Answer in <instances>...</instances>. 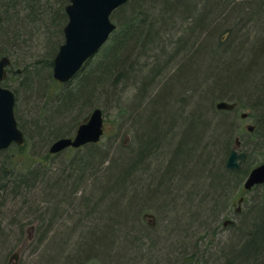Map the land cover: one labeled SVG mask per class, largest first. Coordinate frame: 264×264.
Wrapping results in <instances>:
<instances>
[{
    "label": "trees",
    "instance_id": "trees-1",
    "mask_svg": "<svg viewBox=\"0 0 264 264\" xmlns=\"http://www.w3.org/2000/svg\"><path fill=\"white\" fill-rule=\"evenodd\" d=\"M130 1L120 8L132 10ZM197 1L138 0L135 15L117 25L97 53L107 47L92 75L83 78L80 73L84 68L79 71L67 82L80 79L78 85L61 92L55 107H44L45 113L51 112L55 117L48 113L34 126L35 137L41 143L47 142L68 128V119L73 113L83 112L107 97H116L118 81L130 78L132 73L137 76L139 60L154 46H162L160 41L176 43L179 46L166 63L150 72L154 79L145 87L144 97L133 105L132 111L137 110V117H132L138 127L136 147L122 144L116 155L111 150H103L100 143L76 148L79 152L88 147L69 164L62 165L64 174L55 182L49 164L42 160H37L39 165L28 172H10L4 156L13 148L23 151L28 145L27 138L25 146L16 144L0 152V201L15 205L23 201L19 210L13 204L8 206L9 210L0 207V258L18 234L17 229L34 219L40 220L37 230L41 240L47 236L52 238V250L41 256L49 253L51 264L81 260L80 251L88 242V234L98 245L102 225L113 236L109 251L117 253L116 257L107 254L105 259L109 261H102L104 264L113 260L120 261L117 264H264V212L260 210L264 200L245 218L242 228L235 233V241L227 243L222 253L203 258L201 254L200 257L192 254L198 258L195 261L181 249L176 254L182 256L174 262L171 256L175 255L176 248L168 244L169 233L152 230L140 218L142 210L153 205L148 194L155 191L160 194L156 200L161 204L157 206L170 213L169 223L177 227V234L180 231L179 238L191 234L188 228L192 224L178 229L179 221L187 218L199 224L197 229H192V235L198 229L210 231L231 200L233 189L245 180L251 167L249 160L242 164L241 171L226 168L224 156L230 154L239 129L233 111L217 110V101L237 102L236 108L245 107L243 102L251 103V115L256 117L258 125L250 136L260 133L264 138V0H213V3L207 0L202 13ZM69 3L70 0H0V54L13 55L17 64V60L25 64L21 89L29 96H41L43 92L46 95L49 84L56 81L54 59L65 41ZM153 10L158 13L153 15ZM244 13L247 16H242ZM176 18L187 22L177 24L176 28L190 34L187 37L181 34L175 42L165 40L161 34L176 24ZM33 34L35 41H26ZM42 49L46 52H40ZM9 79L3 85L10 87ZM149 90L152 92L148 93ZM14 92L18 100V91ZM15 112L18 119L17 105ZM194 124L199 128V138H182L181 134ZM162 128H165L163 135ZM23 131L26 136L27 130ZM241 143L245 151H255L242 140ZM83 185L91 187L97 196L89 201L83 199L81 205L93 203V206H85L88 211L68 212L78 209L69 198L77 199L79 193L83 194ZM4 191H8V196H2ZM108 196L118 197L119 212L116 213V207L103 214L102 207ZM41 203L48 208L41 207ZM76 217L79 237L66 224ZM73 236L77 244L71 247L69 242ZM230 243L233 251L229 250ZM68 248L69 256L65 252ZM190 248L198 250L196 242Z\"/></svg>",
    "mask_w": 264,
    "mask_h": 264
},
{
    "label": "rangeland",
    "instance_id": "rangeland-1",
    "mask_svg": "<svg viewBox=\"0 0 264 264\" xmlns=\"http://www.w3.org/2000/svg\"><path fill=\"white\" fill-rule=\"evenodd\" d=\"M138 0H131L130 4L133 7L130 11H125L123 8H120L114 12L112 15V20L117 25H121L125 22L126 19H130L132 16H134V9L135 4ZM211 3H213V0H210ZM197 2H200L199 9L202 13L205 10L207 0H198ZM158 12L153 10V15L157 14ZM127 14V15H126ZM197 14V13H196ZM200 14V13H198ZM124 15V16H123ZM242 16H247L246 13L242 14ZM238 20H241V18H238ZM171 23V22H170ZM175 25L171 24L169 28L167 29L166 34H161V36L166 40L169 39L172 42H175L179 40V37L182 36L181 34H185V37L189 36L190 32H185L184 29H182V32L179 28H176V25L179 24L180 26L183 25L185 22L182 19H175ZM187 24V22L185 23ZM184 24V25H185ZM166 35V36H165ZM65 36V35H64ZM34 34L32 36H28L27 40L28 42H34L35 41ZM1 38V37H0ZM2 40L0 39V42ZM65 42V41H64ZM162 46L159 45V47L154 46L150 51L148 55H143L142 58L138 62V67L136 69L135 75L129 76L130 78H123V80L118 81V94L116 97H107V99H104L103 101L96 102L92 107H88L83 112H76L73 113L70 118L68 119L70 122L68 128L66 130L60 131L59 134H54L52 137L49 138V140L45 143H41L40 140L35 137V122H38V120H41L45 118V116L49 113H45L44 107L50 105V107H55V105L60 102V97L64 92L65 89L78 85L80 82L79 80H74L71 83H57V81H53L48 89L47 94L45 95L41 93L36 94L32 96H29V94H26V90L24 88L21 89V82L23 80V77L25 75L24 66L25 64L21 63L19 60H17L19 63L17 64L15 61V56L13 55H5L0 54V57L8 56L12 60L11 67L9 66V86L13 90H17V115L18 119L20 121V128L22 130L26 129L28 132L26 134V138L28 141V145L23 149V151H17V149L13 148L11 149L4 157L8 160V166L10 168V172L19 173V172H28L31 169L37 167L39 165V162L37 160H42L44 164H49L51 168V175H52V181H56V179H60L63 176L62 171V165L69 164L72 161V158L79 153H83L84 151H87L88 147L82 148L81 151L77 152L76 148L70 147L60 152L59 154H53L50 152L49 148L55 142L57 139L64 137H73L75 136L77 129L79 125L85 120L84 118L87 115H90V113L95 108H102L104 112V120H105V134L102 137L100 143V146L103 148V150H108L114 152L116 155L117 151L119 150V147L124 144L132 145L134 147L137 146V134H138V127L133 123L132 117L137 114L136 111H132L133 105L136 101L141 99L143 96V93L145 91V87L154 79L153 76H151L150 72L153 71V69L158 68L157 65H163L165 64L166 60L170 56V54L174 53L175 49L178 48L179 45L175 44H163ZM36 45V42H35ZM34 45L36 51L38 49ZM107 47H105L100 54H96L94 57H92L90 60L86 62V64L90 61L88 65H84V70L80 73L81 77H87L92 75L94 72L98 61L105 55L104 50ZM40 52H46L45 49L40 50ZM41 54V53H39ZM144 54V52L142 53ZM40 58V57H38ZM159 62V63H158ZM94 66V68H93ZM82 68V69H83ZM81 69V70H82ZM140 70V71H139ZM92 71V72H91ZM139 75V76H138ZM51 82V81H50ZM76 85V86H77ZM37 85V90H38ZM40 88V87H39ZM152 91L149 90L148 93H151ZM40 93V91H39ZM245 103V107L239 106L238 108H235L233 111V116L237 120L236 124L238 125L239 134L237 139L240 141L242 140L243 143H247L246 145H249L250 148L255 149V151L248 152L249 157L247 156V160H249V166H251L249 171H251L252 167L260 164L264 161V138L261 136L262 134L258 135H252L250 136L251 132H254L255 127L258 125L257 119L255 116L251 115V103L243 102ZM102 105V106H100ZM238 105V104H237ZM140 108V107H139ZM139 112V109H138ZM248 114L247 117H243V114ZM52 118L55 117V114L49 113ZM137 117V115L135 116ZM36 120V121H35ZM253 126V131H249L248 126ZM147 127V126H145ZM199 128L196 124H194L193 127H190L187 129V132L184 134L182 133V138L186 139H193L197 140L199 138L198 133ZM165 133V128L161 129V134L163 135ZM236 139V140H237ZM16 144H13L12 147H14ZM236 147L237 144L235 143L232 147ZM73 148V149H72ZM242 146V143L240 146H238V149L240 151L244 150ZM7 150V149H6ZM9 154V155H8ZM113 155V153H112ZM229 156L228 154H225L224 158L227 160ZM243 162L242 164L246 163ZM247 164V163H246ZM70 174V173H69ZM246 178V177H245ZM244 182L241 183L240 187H235L233 189V195H232V203H227L226 207L223 209L222 213L220 214V217L215 225H213V228H211L210 231H205L204 229H198L195 235H192V229L195 230L198 227V222H192L190 219H184L180 222V226L178 229H184L186 225L184 224H192L188 229H190V236L189 237H178V234L176 233V226L173 225V223H169L171 217L170 213L166 210H162L159 206L149 205L145 209L142 210L140 218L144 220V222L147 223L148 227L152 230H156L158 233H166L167 235L169 233V241L172 244V248L175 247L176 249H173L174 254L171 257L174 258V262L178 259V256H182L180 254H176L179 251L184 250V253H186V256H190L191 261H195V259H198L197 257H200L199 254H201L202 257H207L208 255L213 254H220L224 250V246H227V243L234 240L235 233L241 229L243 226V222L245 218L248 217L250 212L256 207L258 202L264 200V184L259 185L255 187L252 190H246L244 188ZM73 183L71 182L69 186L71 187ZM85 185H83V188ZM70 189V188H69ZM38 193V191H36ZM8 196V191H4L2 196L4 197ZM78 198L71 197L69 200L75 204L77 208H75L76 211L69 210L68 212H80L82 209L83 211H88V209L85 207L93 206V203L89 204H83L84 207H82L81 203L83 202V199L89 201L93 197H96L97 194L92 190L91 187H86L83 190V194L79 193ZM81 195H83L81 197ZM160 194L156 193L155 191H152L150 194H148V197H150L152 200H156ZM81 197V198H80ZM147 197V196H146ZM32 198V197H31ZM3 199V198H2ZM23 200V199H22ZM118 197L115 196H108L106 202L104 201V205L102 207L103 214H107L109 209L116 208V213L119 212L117 201ZM23 201H18L17 205L13 204L12 202L0 201V207L4 206L3 209H8V206L15 207V210H19V206L22 205ZM3 203V204H2ZM6 204V205H4ZM13 204V205H12ZM41 207L48 208V205H44L43 203L40 204ZM56 206H53L55 208ZM46 208V209H47ZM9 210V209H8ZM260 210L264 212V203L260 206ZM259 210V215L262 217V214ZM1 215V210H0ZM2 216V215H1ZM0 216V217H1ZM95 217V216H94ZM197 217V216H196ZM264 217V215H263ZM177 217H174L176 220ZM78 217L75 218V220L67 222L68 228H70L72 231H76L75 235L77 237L78 234H80L79 229V222H77ZM10 220V219H9ZM34 219L29 220L28 223H25V230L21 231L20 229L16 231V233H32L34 235L40 234V230L38 232V226L39 221H35L34 223H31ZM194 220V219H193ZM83 222V221H82ZM171 222V221H170ZM82 224V223H81ZM167 226H170L171 229H174L175 231H171L170 228ZM166 227V228H165ZM35 228V229H34ZM168 228V229H167ZM16 229V228H15ZM7 230V229H6ZM169 230V232H168ZM8 231V230H7ZM10 232V231H9ZM111 231H105L103 228V225L101 226V229L98 231L100 239L98 240L99 244L97 245L92 239L91 236L88 234V242L83 247V251H80V255L82 256L81 260L75 261L72 264H104L102 261L106 260L107 254L114 255L116 257L117 253H112L110 250L111 246L113 245V236H111ZM174 233V234H171ZM55 234V233H54ZM104 234V236H102ZM192 235V236H191ZM76 237V238H77ZM75 237H72V240L69 242L70 246L73 247L74 244L77 242L74 241ZM50 236H47L46 239L44 238V241L41 240V237L39 235V243L38 247L35 250V255L33 257L36 258V262L32 261L30 264H51V258L50 254L48 253L50 250H52L50 244L51 240ZM41 240V242H40ZM58 240V239H57ZM235 241V240H234ZM196 242L197 249L198 250H191V245H194ZM12 244V243H11ZM75 244V245H76ZM50 249V250H49ZM182 249V250H181ZM233 251V245L230 243L229 250ZM48 251L47 256H42L44 252ZM69 251L71 250L68 248L65 252H67V255L69 254ZM2 252V248L0 249V253ZM191 252V253H190ZM189 253V254H188ZM198 254V256H194L192 254ZM46 254V253H44ZM69 256V255H68ZM193 256V257H192ZM97 258V259H96ZM157 258H161L160 256H157ZM117 259V258H116ZM181 259V258H180ZM118 260V259H117ZM122 260V259H121ZM109 261V260H106ZM120 261L114 262V260L109 264H117ZM140 264H149L147 262ZM175 264V263H174ZM177 264V263H176ZM179 264V263H178ZM195 264H201V262H196Z\"/></svg>",
    "mask_w": 264,
    "mask_h": 264
},
{
    "label": "water",
    "instance_id": "water-1",
    "mask_svg": "<svg viewBox=\"0 0 264 264\" xmlns=\"http://www.w3.org/2000/svg\"><path fill=\"white\" fill-rule=\"evenodd\" d=\"M129 0H70L66 7L68 22L64 28L65 42L61 45L54 59L53 76L59 83L70 81L96 55L117 28L112 20V14ZM2 16L0 14V22ZM12 61L8 56L0 57V152L8 149L13 143L20 146L26 144L24 131L20 128L15 113V92L4 85L9 77L8 67ZM237 103L220 101L218 109L231 111ZM247 114L244 113L243 117ZM253 131V126H248ZM105 134L104 112L95 108L87 119L82 122L73 137H61L50 147L53 154L67 148H80L90 143H99ZM233 147L227 160L226 167L230 170L241 171L242 163L248 156L245 150L240 151L239 139ZM264 183V162L254 167L244 182L246 190Z\"/></svg>",
    "mask_w": 264,
    "mask_h": 264
},
{
    "label": "flooded vegetation",
    "instance_id": "flooded-vegetation-1",
    "mask_svg": "<svg viewBox=\"0 0 264 264\" xmlns=\"http://www.w3.org/2000/svg\"><path fill=\"white\" fill-rule=\"evenodd\" d=\"M21 228V231H24L25 225L21 226ZM38 241L39 234H26L24 232L15 234L10 240L7 249L3 251L0 264H30L32 261L34 262L36 258L33 260V257L38 247Z\"/></svg>",
    "mask_w": 264,
    "mask_h": 264
},
{
    "label": "bare ground",
    "instance_id": "bare-ground-1",
    "mask_svg": "<svg viewBox=\"0 0 264 264\" xmlns=\"http://www.w3.org/2000/svg\"><path fill=\"white\" fill-rule=\"evenodd\" d=\"M12 61V60H11ZM8 72H9V67H8ZM5 82V81H4ZM1 84L3 85V82H1ZM220 101H222V100H219V101H217L216 102V104H215V108L217 109V110H220V109H218V107H217V104L220 102ZM223 101H228V100H223ZM230 102V101H229ZM233 103H237V102H233ZM238 104V103H237ZM100 108V107H99ZM102 109V108H101ZM225 111V110H224ZM247 116H248V114H247ZM246 116V117H247ZM89 117V115H87L86 117H85V119H87ZM84 122V121H83ZM49 150H50V148H49ZM232 150V149H231ZM231 152V151H230ZM248 157H249V155H248ZM246 160V159H245ZM264 162V161H263ZM262 163V162H261ZM226 165V164H225ZM259 165V164H258ZM257 166V165H256ZM256 166H254V167H256ZM254 167H252V169L254 168ZM227 168V167H226ZM228 169V168H227ZM251 169V170H252ZM250 170V169H249ZM249 173H250V171H249ZM249 173L246 175V178H245V180L247 179V177L249 176ZM264 184V183H263ZM262 185V184H261ZM244 188H245V186H244ZM246 189V188H245ZM229 203H232V200H230L229 202H228V204ZM154 206H156V205H159V204H161L160 203V201H158V200H153V203H152ZM156 204V205H155Z\"/></svg>",
    "mask_w": 264,
    "mask_h": 264
}]
</instances>
